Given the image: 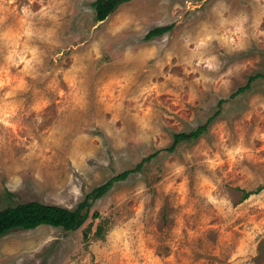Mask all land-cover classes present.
Returning a JSON list of instances; mask_svg holds the SVG:
<instances>
[{
	"label": "rangeland",
	"instance_id": "obj_1",
	"mask_svg": "<svg viewBox=\"0 0 264 264\" xmlns=\"http://www.w3.org/2000/svg\"><path fill=\"white\" fill-rule=\"evenodd\" d=\"M95 2L0 0V211L135 172L0 264H264V0Z\"/></svg>",
	"mask_w": 264,
	"mask_h": 264
},
{
	"label": "trees",
	"instance_id": "obj_2",
	"mask_svg": "<svg viewBox=\"0 0 264 264\" xmlns=\"http://www.w3.org/2000/svg\"><path fill=\"white\" fill-rule=\"evenodd\" d=\"M132 1L134 0H96L94 3L96 21L102 22L106 20L122 5ZM169 30L170 27L155 28L147 34L146 39L160 36ZM206 130L207 125H204L189 134H176L174 136V145L169 151H173L183 141L198 139ZM134 172L135 170L125 171L111 178L105 184L95 188L75 210L39 202H29L5 208L0 211V239L12 231L35 230L42 226L60 228L65 231H77L90 218L94 220L101 219V215L98 212L91 213L93 203L101 199L117 182L126 180ZM96 233L98 236L102 235V225L98 226Z\"/></svg>",
	"mask_w": 264,
	"mask_h": 264
}]
</instances>
